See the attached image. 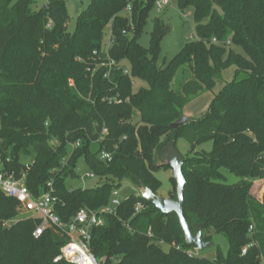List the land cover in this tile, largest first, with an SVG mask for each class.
Wrapping results in <instances>:
<instances>
[{
	"label": "trees",
	"instance_id": "obj_1",
	"mask_svg": "<svg viewBox=\"0 0 264 264\" xmlns=\"http://www.w3.org/2000/svg\"><path fill=\"white\" fill-rule=\"evenodd\" d=\"M173 1L181 11L192 8L197 40L158 67L166 35L159 19L149 47L139 44L155 0H90L73 33L65 0H45L38 10L36 0H0V162L15 178L25 173L35 197L51 183L55 213L69 222L81 208L108 205L124 181L157 194L158 154L182 138L189 145L182 166L184 218L191 230L202 225L203 241L221 236L227 252L213 246V259L189 256L193 247L185 244L176 215H162L138 193L122 200L115 215H103V225L92 230V253L100 264L264 263V199L250 193L253 182L264 179V0ZM107 27L115 62L110 70L98 66L106 58ZM229 66L235 67L232 82L206 111L170 129ZM136 81L143 86L133 91ZM207 142L210 151L198 150ZM31 154V163L21 160ZM81 159L103 181L70 189L67 181L78 177ZM221 169L238 182L227 184ZM169 183L174 198L176 184L171 177ZM139 203L144 209L135 214ZM20 214V203L0 191V264H68L55 262L68 238L54 228L34 238L37 219L5 225Z\"/></svg>",
	"mask_w": 264,
	"mask_h": 264
},
{
	"label": "rangeland",
	"instance_id": "obj_2",
	"mask_svg": "<svg viewBox=\"0 0 264 264\" xmlns=\"http://www.w3.org/2000/svg\"><path fill=\"white\" fill-rule=\"evenodd\" d=\"M67 4V12H68V23L67 30L69 33H73L76 27V19L77 16L86 8L89 4L90 0H65ZM45 5V0H36V4L33 7L34 10L41 9ZM183 14H187V18L183 17ZM159 19L162 25L165 27L166 35L160 42V56L158 59V67L164 66L167 62H169L185 45V43L189 41L197 40V36L195 34V23L193 19V10L192 8H187L183 11L179 10L176 6V3L171 0V4L164 7L163 9L153 8L149 14L147 19L146 26L144 28V32L139 38V44L143 48L149 47L150 34L153 29V21L155 19ZM106 37L104 40H107L108 35H110L109 27L105 29ZM124 65V64H123ZM97 69V66L94 68ZM124 69H127L125 66ZM94 70V71H95ZM235 74V67L229 66L221 75V78L216 82V85L212 89V91L200 94L199 96L192 99L188 105L185 107V114L188 113L189 117H198L201 116L207 109L211 99L218 94L227 84L231 83ZM143 86L140 82H135L133 85V91H136L138 88ZM146 86V85H145ZM187 116V115H185ZM138 118H134L133 122H136ZM1 125V123H0ZM212 143L207 142L200 147L198 150H211ZM176 148L180 152L181 155L185 156L189 151L188 143L179 138L176 141ZM21 160L26 163H31L34 160V154L28 156H22ZM159 171L156 173V176L161 180L162 187L158 191L157 195L162 197L170 198L168 192L171 190V185L169 183V178L171 177V170L169 168H161L158 167ZM220 172L225 177V182L227 184H234L238 182V178L233 174L229 173L226 169H221ZM86 173H89L88 167L85 164L84 160L81 159L78 162V167L76 170V174L78 177L76 179H70L67 181V186L70 189H91L94 188L99 182L103 181L100 178H86L83 182L81 181V177ZM23 175V173H22ZM20 176L19 178L23 177ZM15 177V176H14ZM251 195L256 197L259 201H263L264 199V179L263 180H255L253 182L251 191ZM138 194L137 188L130 183L129 181H124L122 183V187L119 189V199L122 201L129 196ZM29 219L28 214H20L19 216L11 219L7 222L8 226L23 220ZM214 246H219L223 253L227 252V243L226 241L218 235L213 236ZM163 250L167 251L168 246L162 245ZM199 255L202 257H206L208 259H213L216 256L215 247H211L204 251H199ZM261 264H264L263 262Z\"/></svg>",
	"mask_w": 264,
	"mask_h": 264
},
{
	"label": "built area",
	"instance_id": "obj_3",
	"mask_svg": "<svg viewBox=\"0 0 264 264\" xmlns=\"http://www.w3.org/2000/svg\"><path fill=\"white\" fill-rule=\"evenodd\" d=\"M171 4L170 0H155V8L163 9ZM130 12V7L126 9ZM184 18H187V14H183ZM212 44H219L216 39H212ZM229 44V41L226 42ZM112 46L111 31L105 40L103 51L106 54L104 61L98 62L99 67H106L109 70L115 66V62L110 58L109 51ZM124 74H129L128 69H124ZM109 73L106 74V77ZM111 102V100H109ZM106 132V130H104ZM79 146L77 142L72 148ZM102 160L110 161L108 154L102 153L100 155ZM21 178H15L12 173H8L2 163L0 162V191L6 196L15 199L21 205L22 214H28L29 218L37 219L40 223L37 225L33 232V237H40L43 232L52 227L62 235L68 238L67 243L61 248L60 256L55 259V262L64 260L68 264H100L99 260L92 253L90 244L92 238V230L94 228L103 225V215H115L116 208L120 205L119 190L112 192L111 200L108 205L102 207L97 211H93L88 208H81L75 216L69 222H63L55 213V207L58 204L57 198L53 195V189L51 183L48 184V190L42 193L40 196L35 197L26 187L24 182L25 173ZM86 178H95V176L89 172L81 177L83 182ZM144 209L143 204H137L134 212L139 213ZM8 226V224H5ZM123 225L129 229L127 223L123 222ZM253 227H250L249 233L252 234ZM249 246L242 249V255H245ZM189 256H197L199 250L195 247L187 250Z\"/></svg>",
	"mask_w": 264,
	"mask_h": 264
},
{
	"label": "water",
	"instance_id": "obj_4",
	"mask_svg": "<svg viewBox=\"0 0 264 264\" xmlns=\"http://www.w3.org/2000/svg\"><path fill=\"white\" fill-rule=\"evenodd\" d=\"M191 117L183 115L175 122L169 125L170 129L177 130L185 123L189 122ZM157 167H168L171 170V178L175 181V197H162L150 190L149 188H137V192L141 194L142 198L148 203L152 204L158 209L162 215L167 216L175 214L180 228L183 231L184 241L188 247H195L199 251L207 250L214 246L213 242H206L202 240V225L193 224L190 229L188 221L183 215L184 205V188L185 178L182 173V166L184 157L180 154L174 142L169 143L164 149L160 151L157 157Z\"/></svg>",
	"mask_w": 264,
	"mask_h": 264
},
{
	"label": "crops",
	"instance_id": "obj_5",
	"mask_svg": "<svg viewBox=\"0 0 264 264\" xmlns=\"http://www.w3.org/2000/svg\"><path fill=\"white\" fill-rule=\"evenodd\" d=\"M185 115L189 116V115H188V113H187V114H185Z\"/></svg>",
	"mask_w": 264,
	"mask_h": 264
}]
</instances>
